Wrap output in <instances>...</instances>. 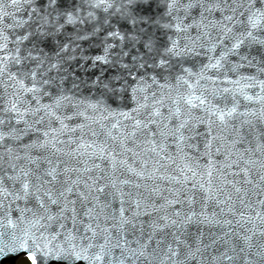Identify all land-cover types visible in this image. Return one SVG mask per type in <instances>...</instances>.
I'll use <instances>...</instances> for the list:
<instances>
[{
  "label": "snow or ice",
  "instance_id": "1",
  "mask_svg": "<svg viewBox=\"0 0 264 264\" xmlns=\"http://www.w3.org/2000/svg\"><path fill=\"white\" fill-rule=\"evenodd\" d=\"M121 21L131 25L124 34L118 27ZM141 24L174 30L176 38L169 36L170 43L162 50L151 36L141 43L146 34ZM101 33L103 54L89 57L80 50L79 59L91 60L94 67H111L117 74L108 82L96 77L93 83L105 90L98 99L65 94L68 76L61 72L68 69L61 66L78 59V42ZM61 36L63 40L58 39ZM109 38L118 43H109ZM126 41L147 51L139 53L136 48L138 54L126 63L130 55L124 50ZM49 45L51 55L45 51ZM70 51L73 54L68 55ZM202 54L208 62L198 69L181 63L178 73L170 74L173 59L179 62ZM233 56L238 59H230ZM244 67L257 74L239 75ZM210 70L215 74L209 75ZM260 77H264V0H0V210L7 217L18 212V219L29 225L25 238L7 252L0 247V255L23 251L30 264H202L201 249L193 250L179 235L172 234L175 247H162V240L155 237L169 227L179 231L198 216L191 208L192 189L199 187L205 201L214 198L213 169L237 194H248L245 185L258 189L256 195L264 194V131L256 129L252 119L240 120L239 126L235 123L238 117H252L264 127V79ZM217 81L232 87L221 88ZM79 87L72 83V88ZM241 97L255 101L259 109L240 112ZM109 99L128 103L123 109L119 104L113 108ZM77 119L81 122L73 126ZM197 137H203V156L209 158L204 166L189 151L199 153V144L192 143ZM214 155L223 157V169L239 168L232 175L241 180H227L226 172L211 159ZM162 161L175 165L176 174L168 173ZM201 167L209 178L207 187L196 180ZM118 172L132 173L145 183L120 180ZM157 179L169 186L160 188ZM147 180L153 183L148 185ZM130 184L135 193L122 187ZM141 187L147 194L139 191ZM153 195L163 203L158 204ZM231 199L228 195L221 203ZM114 201L119 202L118 208H113ZM185 203L189 211L182 214L178 206ZM260 203L264 205V200ZM142 207L143 215L150 217L151 231H145L138 220ZM169 208L174 209L171 214ZM162 211L165 214L158 215ZM153 213L156 218H151ZM256 217L264 236V215L258 212ZM8 223L16 227L11 218ZM242 239L239 252L244 253V264H264V243L256 245L253 253L252 236ZM221 256L234 261L226 253Z\"/></svg>",
  "mask_w": 264,
  "mask_h": 264
},
{
  "label": "water",
  "instance_id": "2",
  "mask_svg": "<svg viewBox=\"0 0 264 264\" xmlns=\"http://www.w3.org/2000/svg\"><path fill=\"white\" fill-rule=\"evenodd\" d=\"M4 3H8V0H4ZM6 11H14L12 9H5ZM153 15L156 14L155 8L153 9ZM209 19H213V17H209ZM113 24H116V21L113 20ZM121 30V33L124 34L128 32L129 29H131V25L121 21L119 26ZM139 27H142L146 29V34H143L141 36V43H143L144 40H147L149 36H151L156 41V47L160 50L163 49L165 45H168L170 43L168 37L171 36L173 39L176 38L174 30H167V29H159L156 25H150V24H141ZM68 31L71 32L73 29L71 27L68 28ZM135 31V30H133ZM191 35L195 36L196 32L193 31ZM215 35V33H213ZM104 33H101L100 37H95L88 41H82L78 42L80 43V49L77 50L76 55L78 59L76 61H68L67 63L63 64L61 67L67 68L68 71L61 72V75H67L68 79L64 84V90L65 94L70 95L74 98L78 99H90L95 100L100 98V94L104 92L105 90L101 87L100 84L93 83L96 80L97 76H100L101 79L104 82H108V80L116 75V70L105 66V65H98L96 67L93 66L92 61L88 60L85 61L83 59H79L80 50H83V54L89 57L103 54V46L101 45V39L103 38ZM58 39L63 40V36L58 37ZM109 43H118V41L113 40L109 38ZM97 45H100L97 47ZM126 47L124 48L125 51H130V55L128 57H125L126 63L131 62V56L137 55L136 48L139 49V53H144L147 51V49L143 48L140 44H137L136 48H132L131 43L126 41ZM52 45H49V47L45 48V51L49 53V55L52 54ZM206 51V49L204 50ZM71 51L68 53V55H71ZM218 54V52H217ZM149 55H155V53H150ZM208 55H211V53H208ZM253 55H256L255 52H253ZM232 60H237L238 57H230ZM208 62V56L206 55H200L193 58L185 57L177 61V59L172 60V64L174 65L173 69L170 70L171 75H175L179 71L180 64L183 63L186 67H193L195 66V69H198L201 63H207ZM151 63V61H149ZM194 69V70H195ZM158 74L161 75H169V72H162L160 69L155 70ZM152 72V69H149V73ZM74 74V75H73ZM123 74V73H121ZM209 75H214L215 70H210L208 73ZM239 75H256V70L248 67H244L239 70ZM51 75H56V70H53ZM232 76L233 79L236 78L235 75L229 74ZM261 79H264V77H260ZM83 81V83H81ZM75 82L80 85L78 89L72 88V83ZM163 82V81H161ZM217 85L219 87H232V85L228 84L226 81L221 83L220 81H217ZM153 90L155 91V86H153ZM254 91H258L254 90ZM0 96H2V90H0ZM240 99V112H244L246 108H255L259 109L260 105L256 103L255 101H245L243 98ZM44 102H48L45 100ZM3 101L0 99V104H2ZM73 103H76V99H73ZM108 103L111 104L113 108L119 106L123 109L124 105L128 103L127 100L123 102H117L113 103L111 99L108 100ZM83 110V109H81ZM68 114H71V110H69ZM88 115H92L91 111L88 112ZM252 119L253 125L256 129L259 131H264V127L261 126L259 122H257L252 117H238L235 120V123L237 126H239L240 120L242 119ZM81 122V119L73 120L71 124L74 126L76 123ZM92 127H97L96 125H92ZM245 128L247 129V125H245ZM200 131H204L203 128L199 129ZM259 131L254 133V135H258ZM227 135V133H225ZM61 139H66V137H61ZM86 139H91L90 137H86ZM192 143L199 144V153H197L194 149H190L191 155L193 157H196L198 159V163L201 166L207 165L209 163V158L203 156V137H197ZM255 146V142L253 143V147ZM253 159H256L255 156L252 157ZM213 161H216V167L226 172V178L229 181L241 180V177L239 175L233 176V172H239V168H233V169H223V164L221 163L223 161L222 156H216L214 155L211 158ZM99 163V161H97ZM132 163V161H129ZM167 166V172L170 174L175 175V165L170 164V162L162 161ZM178 164H183V161L178 160ZM90 166V165H89ZM135 166H139L138 163ZM148 171H152V162L150 160L148 165ZM198 176L196 177V180L200 183H204L207 187L208 177L205 173V168L201 167L198 170ZM212 186L214 190V198L211 200H203V191L197 187L196 189H192V192L195 194V203L191 205L192 210H194L198 216L193 217L192 222L185 225L184 228L177 231L174 227H169L164 232L159 233L155 239L156 240H162V247L167 244H172L173 247H175V243L173 242L174 237L173 233L176 235H179L181 241H186L188 245H191L192 249L195 250L197 247L201 249V252L203 253V262L202 264H244V260L241 258L244 256V253H240L239 249L241 247H244V241L242 237L244 235L252 236V240L250 241L254 247L251 249V251L254 253L256 251V245H259L261 243H264V236L261 235V222L256 217V213H261L264 215V205L260 203L261 200H264V194L256 195V192L258 189L254 188L251 185H245V189L248 191V194L245 195L242 191L241 193L237 194L235 193L233 186L231 184H225L220 179V173L216 170H212ZM155 175L159 176L160 173H156ZM117 176H119L120 180L124 179H130L134 181V183H140L144 184L145 180L144 178H137L132 173H125L124 175H120V173H117ZM146 183L148 185H151L153 181L147 180ZM258 183V181H257ZM155 184L159 186L160 188L166 189L169 185L166 181L157 179L155 181ZM126 192L132 191L135 193L137 189L133 187V185H126L122 186ZM190 187V185L188 186ZM236 187H241V184L237 183ZM219 188L220 192L216 193L215 189ZM141 192H145L147 194L146 189L144 187H141L139 189ZM165 195H167V192L165 191ZM231 195L232 199L228 201L227 204L221 203L222 201H225L227 199V196ZM153 199L156 200V202L163 203L159 199V197L153 195ZM241 200L243 203H241ZM22 206V205H21ZM119 202L114 201L113 202V208H118ZM128 207V204H125V208ZM183 213H187L189 211V205L185 203L184 205L178 206ZM229 208L232 209V211H229ZM174 209H167V212L169 214L172 213ZM143 207L141 209V215L138 218L139 222H142L145 227V231H151L147 227V222L150 219V217H146L143 215ZM149 212H151V209H148ZM203 212L204 216L208 217V221L204 220V216H199V214ZM241 213H243V218L241 217ZM130 214V213H129ZM165 213L162 211L158 215H164ZM157 214L153 213L151 218H156ZM19 213L14 211L12 212L10 217L5 216L3 210H0V247H3L5 249V252H7V249L14 244H18L19 240L24 239V232L26 229L29 228V225L25 221H21L18 219ZM11 218L13 222L15 223L16 227H13L8 223V219ZM183 218V217H181ZM27 219V217H26ZM175 219V217H173ZM251 220V222H249ZM210 221V222H209ZM216 221H219L218 223ZM226 221H230L231 223H226ZM255 225V227H253ZM102 227H105L106 225L102 224ZM139 227L140 223H137V237H139ZM249 229H252V232H249ZM131 229H129V232ZM32 234L39 235L35 231V229H31ZM255 233V235H252V233ZM47 235V233H45ZM15 236L17 239L14 241L12 237ZM128 239L131 242L133 240L132 235H128ZM143 242V240H141ZM59 243V241H54L53 244ZM29 244L31 245V240H29ZM236 246L235 252L232 250L233 246ZM135 246V245H133ZM151 247H155V244ZM166 250V248H165ZM184 245H181V251H184ZM26 252H18V253H7V255H0V264H16V259L21 254ZM222 253H226L228 256H233L234 261H228L223 256H221ZM119 253H117L118 255ZM213 257H217L218 259H213ZM183 257H181L182 259ZM39 259V254H38ZM161 259H163V255H161ZM57 263L55 261H51L50 264ZM167 264V262H165Z\"/></svg>",
  "mask_w": 264,
  "mask_h": 264
},
{
  "label": "rangeland",
  "instance_id": "3",
  "mask_svg": "<svg viewBox=\"0 0 264 264\" xmlns=\"http://www.w3.org/2000/svg\"><path fill=\"white\" fill-rule=\"evenodd\" d=\"M17 263L18 264H30V262L28 261L27 257H19L17 259Z\"/></svg>",
  "mask_w": 264,
  "mask_h": 264
}]
</instances>
